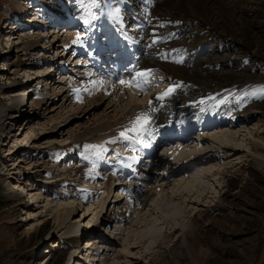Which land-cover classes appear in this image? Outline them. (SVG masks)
<instances>
[{"label":"rangeland","instance_id":"rangeland-1","mask_svg":"<svg viewBox=\"0 0 264 264\" xmlns=\"http://www.w3.org/2000/svg\"><path fill=\"white\" fill-rule=\"evenodd\" d=\"M203 3L210 11L206 14V21L204 16L192 15L198 23L197 33H207L197 40L212 39L209 47H221L216 58L208 57L205 72L209 79L208 87L218 91L211 109L216 111L225 106L229 113L259 111V114L248 123L240 120L224 125L221 130L231 129L236 132V137L233 140L223 137L222 143L211 138L217 128H193L182 140V148L176 152L171 150L175 146L174 141L166 144L156 142L152 154L142 157L140 166L135 169L136 175L145 178H135L134 181L140 182L137 186H140L141 196L136 205L131 201V206L126 201L129 198L126 189L130 186L133 194L138 192L133 183L127 182L132 173L130 170L124 172L125 168L123 172L115 170L117 162L124 160L115 153L123 154L129 146L117 143L120 139L115 141L106 137V131L111 128L101 126L108 127L119 121L120 106L122 108L127 102L141 105L153 92L164 91L168 81L166 70L152 69V83L143 93L132 87H123L121 94H125L126 99L121 104H114L111 111L103 112V107H100L79 118L83 112L78 114L77 104L66 101L65 108L48 117L54 112L44 110L47 108L44 104L42 110L33 115L31 130H24L20 135V128L11 131L10 120L11 115L17 112L15 98L27 85L26 78L31 77L37 68L45 77L52 71V56L63 53L54 41L62 42L61 33L74 39L79 33L83 39L82 33L87 34L86 26L89 24L82 23L91 19L93 14L106 24L111 19L125 22L128 17L140 16L141 5L137 0H100V8L93 7L90 0H0V104L4 105L0 106V264H37L50 241L55 239L57 230L50 219L55 209L40 213L46 214L44 220L29 227L31 221L25 220V216L29 207L35 206L27 204L28 196L21 188H10L13 181L19 182L17 177L9 178L11 159L16 163L20 160L18 170L12 176H20L21 180L24 177L33 188L39 183H46L54 191L71 186L72 190L80 189L85 197L89 196V200L83 199L76 205L70 218V222H79L78 233H82L76 243L80 244L79 249L75 251L76 246L70 249L54 246L49 254L52 256L45 264H264V92L260 91L264 86V0H229L227 6H220V12V4L216 0H203ZM117 8L119 15L116 18L108 15ZM13 14L16 15L14 24L20 27L19 44H14L16 39L11 38L18 33L16 26L3 28L4 21L11 20ZM50 18L55 22L69 18L71 24L66 23L62 29L59 28L61 24H57L53 29L59 33L50 35L52 24L43 23ZM245 20L244 28H253L258 21L261 24L256 28L259 39L251 47L246 46L243 37H240L241 42L233 37V23ZM39 22L43 24L37 26ZM110 27L107 28L113 37L115 29L110 30ZM217 32L222 33L221 38ZM43 35L48 36V41L41 40ZM45 45L48 46L44 49L42 46ZM207 54L204 52L201 57L206 58ZM67 57L60 63L66 67ZM73 60L66 62L70 66L62 70L64 74L55 75L54 80L61 81L58 84L61 91L57 92L59 87L53 90L57 92L58 102L67 96H64L66 92L60 95L67 87L66 82L72 81L76 85V81L84 79L78 78L84 73H80L81 68L72 66ZM39 61L42 63L38 64ZM125 70L118 69L119 77L114 79L116 83L119 79H127ZM36 82L42 85L40 89L51 93L49 98L53 96V91L46 90L48 82L35 79L31 85ZM95 95L100 93L84 96L85 102L80 104L83 111L88 102L94 106L97 102ZM30 104L33 108V102ZM87 108L91 107L88 105ZM136 115L127 118L121 127L129 124ZM10 137L11 142L5 146L4 142ZM85 145L97 147L85 148ZM219 147L222 150H218ZM227 147L239 151L227 156ZM193 150L204 153L201 158L204 160L182 174L171 173L170 179L161 178V171L169 172L174 166L173 169L185 163L183 160H188L186 157ZM95 152L100 155L97 162L92 160ZM103 159L108 161L107 165ZM109 163L114 165L108 166ZM81 165H89L91 169L84 174ZM111 176L116 178L109 185L108 192L106 187L112 181ZM101 199L105 200L104 209L95 222L96 227L91 228L95 225V212ZM112 204L115 205L111 207ZM169 217L170 221L167 220ZM85 239H90V242L86 244ZM92 242L98 247L90 245ZM85 244L89 245L86 251ZM80 249L83 258L77 259Z\"/></svg>","mask_w":264,"mask_h":264},{"label":"bare ground","instance_id":"bare-ground-1","mask_svg":"<svg viewBox=\"0 0 264 264\" xmlns=\"http://www.w3.org/2000/svg\"><path fill=\"white\" fill-rule=\"evenodd\" d=\"M216 1L218 2V4H220L218 5V12H220V10L222 11L220 6L225 7L229 2V0ZM137 2L139 3V5H141L140 16L128 17L127 19L129 20H125V22H122L120 19H111V21L107 24L104 22V20L96 18L95 20L91 21L89 26H86L87 34L82 33L84 37L79 43L74 44V38L72 36L68 37V35H64V33H61L59 36L63 35V38L61 39L62 42L58 43V39H55L54 41L57 43L56 47L60 48V52L63 51V53L60 55L57 54L55 56H52V71L50 73H46L45 77L44 73H42V71L40 70H37V68L32 72L33 75L31 77L26 78L27 85L25 86V88L20 90V92L18 93L19 95L17 94V98H15V100L17 99V112L11 115L10 120V126L13 127L11 128V131H16L20 128L21 130L18 133L20 135L24 130H31L30 128H32L31 125L33 124L32 122L34 120L33 115L37 114V110H42V106L44 104H47V108H44V110L48 109V113L54 112L48 117L53 116L60 109L65 108V103H67L66 101H69V103L75 102L77 104V107L75 108L78 109V114L83 112V114L78 116L79 118H83L84 116L89 115L93 109L100 107H103V112L106 110L111 111L110 108L114 107V104H121V102L126 99L125 94H121V92L124 91L123 86L115 82V78L119 77V68L126 69V75H128L126 80L134 76L137 71H143L147 69L152 70L154 68H162L166 70V79L168 80L167 87L173 84H179L180 87L177 88L172 95L164 98L163 100L154 99V97L157 94L162 93L163 90L162 92L158 90L153 92L149 99H152L151 107L155 108V111L150 110L148 105L149 99H147V101L141 105H138L134 102L132 104L127 102L123 105L122 108L120 106L121 113L119 112V121L115 119L116 121L113 122L111 126H101V128H111L110 131H106V137L108 136L109 139L115 141L120 139L117 143H125L127 146H129L127 152L123 154H118V152L115 153V155L117 154L124 159L123 161H118L120 163L117 162V167L115 168V170L122 171V169L124 168L126 169L124 170V172L130 170L132 176L131 179H128L127 182H129V184L133 183L135 187L134 189L138 191L137 193L133 194V190L130 188V186L126 189L127 194H129V198L126 199V201L129 205H131V201L133 205H136V203H138V199L141 196L140 186H137V183L140 182H137V180L134 181L135 178H145L143 177V175H136L134 173L135 169L136 167L140 166L139 161L143 160L141 159L142 157H149V155L152 154L151 150H153V145H155L156 142L157 144H166L167 142L169 143L170 141H174L175 146H173L171 150L173 152H176L182 148V140H184L185 136L190 133L193 128H203L202 130H207L208 128H217L218 131L212 132L211 138L216 139L217 141H220V143H222L223 141L221 142V140L223 137H227L228 139L232 140L236 137V132L231 129L221 130L224 125L229 126L232 122L236 123L240 120L248 123L250 121H253L257 114H259V111H249L247 113H229L228 108L226 110L225 106L218 108V110L216 111L211 109V105L213 103L212 100L213 98H215L218 91L208 87L209 79L205 72L208 65V57L216 58V54L219 53L221 47L219 45H213L209 47V43L210 41H212V39H206L203 41L197 40V37L200 38L207 34H204L202 32L199 34L197 33L196 25L198 23L192 17V15H195L197 17L204 16L206 21V14L210 13V11L208 7H206V5L203 3V0H137ZM179 2L180 5L177 4ZM148 8L150 9V11H147ZM210 16L211 15H209L208 17ZM46 18L48 17H45V19ZM190 18H192L194 21L192 22ZM69 20V18H64L61 21L55 22L53 18H50L43 23L47 22L50 25L52 24L50 26L52 28L50 35H52L53 33H59L58 30L53 29L57 27V24H61L59 28L62 29V27L66 26V23L68 24L69 22L71 24ZM26 21L28 23V20ZM244 22H246V20L239 23H233V25H235L233 30V37H235L238 42L240 41V37H243L242 39L244 43L247 44V47L254 46V43L259 39L256 28H259L261 24H259L258 21V24H255L253 28H244ZM14 23H16L15 14H13V18H11V20L6 19L4 21L3 28H12L16 26ZM42 24L41 22L36 23L37 26ZM123 24L124 26L122 28ZM54 25L55 27H53ZM82 25H85V23H82ZM108 26H111L109 28L110 30L115 29L114 32L116 34H114L113 37H110L111 31L108 30ZM120 29L122 32H120ZM16 30L18 31L17 35H13L11 36V38L16 39L14 44H19V38L21 34L18 24L16 26ZM216 34L219 36V38L222 37V33L217 32ZM40 38L43 41H48L47 35H43ZM153 40H155L156 42L153 43ZM50 44H52V41H50ZM46 46L48 45L42 47L45 49ZM204 52L208 53L206 55V58L201 57ZM66 55H68V57L65 61V64L70 66V63L67 64L66 62H68V60L70 62L74 59L75 61L73 60L74 62L72 66L81 68L82 71H80V73H84L83 75H79L78 78H84L85 80L79 79L78 81H76V85H73L72 81L66 82L65 85L67 84V87L60 95L66 92L64 96H67L65 98L62 97V99L64 98V100L58 102L59 98L57 92L61 91V86L59 87L58 84L61 83V81H55L54 78L55 75L59 74L60 72L64 74L62 70L68 69V66L66 67L63 65L64 63L62 65L60 64L62 63L61 59L66 57ZM181 60L182 62H177ZM85 61L86 63L81 65V63ZM124 61H126V63ZM40 63H42V61H39L38 64ZM106 67H108L107 70L104 69ZM49 77L51 79H49ZM35 79L45 80V83L48 82L49 85L47 84L48 88L46 89L48 90V92L53 91L58 87L59 90L57 89L58 91L56 93L53 91V96L49 98L48 95H50L51 93L47 94V92L40 89V87L42 86L41 84L36 82L35 84L31 85ZM101 79L105 81V84L103 86L97 85L94 87L92 85V81ZM110 80L114 81L111 82ZM62 83L64 82L62 81ZM84 89H88V91H85ZM92 93L93 95L95 93H100V95L98 96L95 95L96 101L99 102H96L97 104L95 103L96 105L94 104V106H91V104L88 102L86 105L87 107L89 105V107L91 108H89V110H86L88 109L86 107L83 111L81 109L82 106L80 107V104L82 102H85V97H87L88 94ZM133 94L136 93L133 92ZM32 95L34 99H30ZM28 99H30V101ZM201 100H203L204 103H199ZM30 102H33V108H31ZM218 105L219 104H217V106ZM0 106L4 107V105L1 104ZM50 106L52 107L50 108ZM128 106L129 108L126 110V107ZM18 112H21V114H19ZM138 113L147 114L150 117V123L139 132H129L126 137H121L119 133L129 126V124H127L121 127L122 122H124L130 116L136 115ZM13 120L17 121H14V123ZM21 120H23V122H21ZM11 131L9 132L10 134ZM11 139L12 138L10 137L7 142H4V144L6 143L5 146L11 142ZM137 141L139 142L138 144ZM223 144L221 145L224 146ZM218 150H222V148L219 147ZM237 151L239 150L236 148L234 149L232 147H227L226 153L227 156H229L234 154V152L236 153ZM190 153H188L189 155L187 154L189 157H186L188 158V160L191 157L192 159L190 158V161L185 158L186 160H183V162L185 163L180 164L179 166L177 165L178 167H176L175 169H173L175 166H172L173 168L171 171L169 169V172H166V170L161 171V178L170 179L171 176H173L171 173L182 174L184 170H190L195 166L194 164L204 160L201 159L204 153L201 154L200 150H193ZM6 154L10 155V152ZM93 156L94 157H92V160H94L95 162L99 161L100 155L97 156V153L95 152ZM11 160L12 162H10L11 166L9 167L8 173L11 175L9 176V178L13 177L15 179V177H17L19 182L13 181L11 183L12 185H10V188L13 190L15 187L21 188V191H24L25 195L28 196L27 199L29 201L27 202V204L29 203L31 204V206H35L32 209L31 207H29V213L27 214V216H25V220L27 219L28 221H31L29 227L32 228L33 225H37V223L44 220L46 214L44 213L43 215H39L40 213L48 210L52 212V209H55V211L52 212L53 214H51L52 216L50 217V219L53 221V226L57 228V230L55 231V237L53 236L55 239L51 240V243L49 242V247L45 250V254L40 258V260H38L37 264H45L46 261L51 258L52 255L50 256L49 254H51V250L54 246L62 247L64 249H70L76 246L75 251L78 250L80 244L77 245L76 243H78V241L82 237V233H78V231L80 230L79 222H70V218H72V212L74 211L73 209H75L76 205L80 204V201H82L83 199L89 200V196L85 197V194L80 189L72 190L70 188L71 186H69L68 188L63 187V190L61 191H54L46 183H39L37 187L33 188L32 185H30L24 179V177H22L23 180H21L20 176H12V174L18 170L16 168H18L17 165L19 164L20 160L17 163L15 159ZM104 162H106V165L108 164V161L104 160ZM111 165L114 164L109 163L108 166ZM80 168L83 169V171H81L84 174L87 170L91 169L89 165H81ZM204 173L205 171L201 173V175H203ZM115 178L116 177L111 176L112 181H110L106 187L108 192H110L109 185L113 184V180ZM73 185L75 188L74 182ZM104 202L105 200L101 199L98 204L99 207L95 212L94 218L96 219L93 221L94 224L100 217L101 211H103L104 209ZM116 203H119V201H116ZM114 205L115 204H112L111 207ZM82 219H84V217ZM170 219L171 217L167 218L168 221H170ZM94 227H96V224L91 226V228ZM89 240L90 239H85V241L87 242L86 244L90 242ZM90 245L95 244H93L92 242ZM94 247L96 248L98 246L95 245ZM88 248L89 245L84 248V250L86 251ZM81 251L82 249H80V256L77 257V259L83 258Z\"/></svg>","mask_w":264,"mask_h":264},{"label":"snow or ice","instance_id":"snow-or-ice-1","mask_svg":"<svg viewBox=\"0 0 264 264\" xmlns=\"http://www.w3.org/2000/svg\"><path fill=\"white\" fill-rule=\"evenodd\" d=\"M90 3L93 7L100 8V0H90ZM109 16H112L113 18H116L119 15V9H115L114 12H109ZM96 19V15L93 14L91 16V20L85 19L84 23L90 24L91 21ZM163 26V25H161ZM81 41V36L77 34L76 38L73 40V43H79ZM156 41L153 40V43ZM177 62H182L177 61ZM153 77L151 76V70H143V71H137L134 76H132L130 79H119L118 83L119 85L123 87H132L135 89H138L140 93H143L146 90V87L152 83ZM92 85L95 87L97 85L103 86L105 84L104 80H94L91 82ZM179 84H173L169 85L162 93L157 94L154 99L156 100H163L166 97H169L172 95L177 88H179ZM85 91H88V89H84ZM261 92H264V86L260 88ZM199 103H204L203 100H201ZM148 105L151 111H155V108H152V99H149ZM150 123V117L145 113H138L131 121H129V126L126 127L124 130H122L119 135L121 137H126L129 132H139L141 129H143L146 125ZM97 146L94 145H85V148H95Z\"/></svg>","mask_w":264,"mask_h":264}]
</instances>
